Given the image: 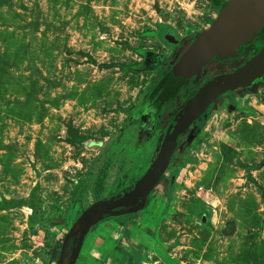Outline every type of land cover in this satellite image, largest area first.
Returning a JSON list of instances; mask_svg holds the SVG:
<instances>
[{
	"label": "rangeland",
	"instance_id": "374dc122",
	"mask_svg": "<svg viewBox=\"0 0 264 264\" xmlns=\"http://www.w3.org/2000/svg\"><path fill=\"white\" fill-rule=\"evenodd\" d=\"M217 14L211 0H0V264H59L67 235L70 263L84 214L150 168L173 123L160 136L147 97ZM215 59L175 102L231 72ZM189 135L150 200L106 212L76 264L117 252L126 211L136 264H264V80L223 95Z\"/></svg>",
	"mask_w": 264,
	"mask_h": 264
},
{
	"label": "water",
	"instance_id": "95a60500",
	"mask_svg": "<svg viewBox=\"0 0 264 264\" xmlns=\"http://www.w3.org/2000/svg\"><path fill=\"white\" fill-rule=\"evenodd\" d=\"M263 28L264 0H228L210 27L202 31L174 63L168 73L169 79L171 81L178 78L186 81L192 78H196V81L200 80L204 68L212 59L225 60L239 57L240 48L254 42ZM174 43H179L178 39ZM257 49L260 50L259 53L237 70L211 79L193 93L184 104L172 129L164 137L150 168L129 193L118 199L99 201L84 214L83 220L77 223L81 226L80 236L69 264H76L87 233L106 212L135 207L147 201L167 172L181 136L213 103L227 92L247 89L264 80V44H258ZM69 239L70 235H67L61 249L59 264L65 261Z\"/></svg>",
	"mask_w": 264,
	"mask_h": 264
},
{
	"label": "trees",
	"instance_id": "16d2710c",
	"mask_svg": "<svg viewBox=\"0 0 264 264\" xmlns=\"http://www.w3.org/2000/svg\"><path fill=\"white\" fill-rule=\"evenodd\" d=\"M211 1L213 3V6L215 7V9L217 10V12H219L221 9H223L227 4V2L220 3L218 0H211ZM199 34L200 33H197L194 35L192 42L197 38V36ZM241 49L242 48H240V50H239L240 52L242 51ZM165 60L166 59L160 60L157 65L164 64L163 61H165ZM156 68H158V67H156ZM168 73L162 78H160V76L158 77L157 83H156L154 89L152 90V92L147 97V101H151L152 99H154V103L152 105H153V109H154V113H155V117H156L155 128L157 130H159L160 136H162V134L165 136V134H166L167 130L169 129L171 123H173V125L175 124L176 121L174 120V117L176 116V114L179 111L182 110L186 101L194 93V91H192V92L185 94L184 102H182L183 104L175 102L176 101L175 100L176 95L182 89V86H183L182 83L185 85L186 83H189V82L184 80V79H180V78L176 79L175 81H171L168 77ZM189 91H191V90H189ZM165 118H168L167 119L168 120L167 122L169 123L168 126L166 124ZM208 122H209V118L205 121V123L203 125H199V129L196 132L201 131L208 124ZM192 136H194V135L188 136L183 141L181 140L182 137L180 138L178 148L176 151V152L179 151V154L177 155V157H175L173 155V158L171 160V165L175 164V162L183 156L185 151L187 149H189L190 137H192ZM150 139L153 140V139H156V137L154 135H151ZM156 154H157V152L154 154L153 158L151 159V161H150L151 163L156 158ZM178 176L179 175H178L177 170H174L172 177H171V180L168 184V187L171 189V191H173V189H174V183H175V180L178 178ZM147 200H150V196L147 198ZM19 204H21V205L23 204V205L27 206L28 200L27 199L21 200V201H19Z\"/></svg>",
	"mask_w": 264,
	"mask_h": 264
},
{
	"label": "crops",
	"instance_id": "0c3cea01",
	"mask_svg": "<svg viewBox=\"0 0 264 264\" xmlns=\"http://www.w3.org/2000/svg\"><path fill=\"white\" fill-rule=\"evenodd\" d=\"M136 214L137 213L134 211H126L125 215H122L125 218H122L121 221H118L119 222L118 224L115 223L113 225L115 229L119 227L121 228L123 227L122 228L123 231L121 232V239H118L117 242H115L114 240L110 241L112 245L116 246L115 249L117 252H114L111 255L105 254V253H101L98 248L96 250L95 257L93 259H90L92 264H121L122 263L121 259H123V261L124 259H128L130 260V264H136L137 262L136 260L138 256L135 254V251L137 250L133 247L135 241L134 239L135 231L134 229L129 228V225L133 224V222L135 221V218L137 216ZM104 246H105V241L104 243H101L100 247H104Z\"/></svg>",
	"mask_w": 264,
	"mask_h": 264
},
{
	"label": "flooded vegetation",
	"instance_id": "af4514ba",
	"mask_svg": "<svg viewBox=\"0 0 264 264\" xmlns=\"http://www.w3.org/2000/svg\"><path fill=\"white\" fill-rule=\"evenodd\" d=\"M183 42H185L186 40L187 41H189L190 42V39H181ZM258 44H264V28L261 30V32L258 34V36H257V38H256V40L254 41V42H252V43H247L241 50V52H240V56H242V57H240L241 59H244L243 60V62H245L246 60H249V59H251L252 57H254L256 54H258L259 53V49H257V46H258ZM176 50H175V54H176V52L177 51H179L180 50V52L182 51V49H179L178 48V45L176 46ZM246 54H249V55H246ZM230 59H232V58H230ZM217 61V59H212L210 62H212V61ZM229 60V59H228ZM226 63H227V59L226 60H224ZM233 61V60H232ZM209 62V63H210ZM229 62V64L227 63V65H228V67H227V69H229L231 72H233L232 71V67L233 66H230L231 64H230V61H228ZM208 63V64H209ZM218 63H220V64H222L223 65V62H220V61H218ZM208 64L206 65V67L208 66ZM225 64V63H224ZM242 64V63H241ZM240 64V65H241ZM239 65V66H240ZM239 66H237V67H235V68H238ZM219 67V66H218ZM214 69H216V68H214ZM212 71V70H211ZM210 72V71H209ZM208 72V73H209ZM230 72V73H231ZM211 73V72H210ZM227 73H229V72H227ZM227 73H225V74H227ZM223 75V74H222ZM209 76H211V75H209ZM217 76H220V75H215V76H212V77H210V78H208V75L206 76V79H205V82L203 83V85L205 84V83H207L208 81H210L211 79H213V78H215V77H217ZM208 78V79H207ZM194 78H192L190 81H188V82H191L192 80H193ZM203 85H201V86H203ZM240 90V89H239ZM228 93H230V92H227V93H225V94H228ZM224 94V95H225ZM231 94H232V96H233V94H234V92H231ZM219 100V99H218ZM224 101V100H223ZM223 101H220V102H223ZM189 136H191V135H189Z\"/></svg>",
	"mask_w": 264,
	"mask_h": 264
},
{
	"label": "bare ground",
	"instance_id": "6f19581e",
	"mask_svg": "<svg viewBox=\"0 0 264 264\" xmlns=\"http://www.w3.org/2000/svg\"><path fill=\"white\" fill-rule=\"evenodd\" d=\"M80 227H81V226H80L79 224L76 225L74 232H75V233L78 232L79 229H80ZM61 264H65V261H63Z\"/></svg>",
	"mask_w": 264,
	"mask_h": 264
}]
</instances>
